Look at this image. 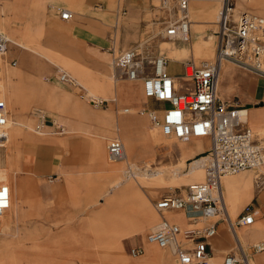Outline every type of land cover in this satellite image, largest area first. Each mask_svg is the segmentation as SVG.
<instances>
[{
  "label": "crops",
  "instance_id": "0c3cea01",
  "mask_svg": "<svg viewBox=\"0 0 264 264\" xmlns=\"http://www.w3.org/2000/svg\"><path fill=\"white\" fill-rule=\"evenodd\" d=\"M114 3L115 0H82L79 6L83 8L88 14L83 19V23H81L79 27L74 28V30L72 31L73 34L88 43L91 52L94 53L95 57L100 60H105V58L108 59V57L103 55L101 56L98 50L99 48L103 47L106 48V50H109L111 46H114L116 49H118V51H126L136 47L133 46L131 48H128L131 43L135 41V37L131 38L130 40L122 36L126 26H122L123 24L121 22V17L125 18L128 14L125 5L129 6L132 9L133 13V11L136 12L143 9V7L145 6V0H118L116 6ZM219 8V0H190L191 39L189 41H191L195 36H200V38H202V40L195 43L194 48L192 49L193 57H204V55L198 54L197 47L202 44L203 38L210 36V34L204 36L202 33V29L199 26L205 25L204 23H214L215 26L218 25L217 22L219 20ZM63 10H68L71 12V18L66 21L72 20L75 15V11L72 8H62L58 13L60 17ZM174 10H176V8ZM113 16H116L117 20L113 25L112 35H110V21ZM206 16L209 17V19H203V17ZM191 17H193V19ZM214 32L216 33L217 31ZM110 54L112 55L113 65V54L111 52ZM159 55L164 54L161 53ZM179 57H181V55H179L175 60L168 58V69L170 73L175 77H181V75L184 74V64L189 60H194L189 59L183 61V59L181 60ZM14 60H16L17 62V59L15 57L11 58L9 61L11 62ZM101 63L102 62H100V64ZM102 68L103 70L105 69L104 66H102ZM87 71L89 75L104 81H110L109 79L114 75V72L120 77H123L122 72L115 66L113 67L112 74L110 75L107 72L108 76L105 78L100 74L94 73L88 69ZM247 72H245L244 70H237L236 79L239 80L240 84L236 89L226 91L223 95V99L232 101L236 98H239L241 101L246 102L243 105H245L248 109H251L256 108L257 104L264 103V78L252 72ZM249 73L253 75H250ZM55 74L56 73L50 75V81L58 82L65 87L73 88L60 82L57 78L54 77ZM255 78L257 79V82H255ZM81 85L83 86V90H80V88L73 89H76V91L81 96H83L82 93H84L83 91H85L86 95H84L85 97L83 96L84 100L76 99L75 102L77 104L79 103V105L85 104L87 105V108L84 110L82 109L83 111L80 113V116L78 115V119L72 117L73 119L71 118V120H68L67 118L63 117L69 122L68 123L64 121L65 124H67V126L69 127L68 130L67 126H65V133H61L59 131V126L56 125L53 119L47 120V116L44 120H41L40 123V128L44 132L43 134L29 133L25 130H18L17 132H15L14 141L11 146V150L9 151V155H11L9 163L11 166L10 178L12 183L11 187L13 206L11 205V208L9 209L10 211L7 210V212L9 211V221L6 225L5 230L9 231V233L8 235L3 234V236H8L7 239L5 238V240H8V246H10L11 244V246L19 248L17 249L18 253L20 251V247L28 245H33L34 247L40 248V250H38L37 252V255L34 256L33 260H29L27 257H22L24 254H19L20 256L17 255L18 264H30L31 262L32 264H80L81 262L85 261V259L83 260V258H80L76 254H74L73 256H71L72 258H70L69 255H71V253H67V255L58 253V248L65 246V244L66 247L74 248V245L71 246L67 243V232L73 231L75 233H79L81 228L73 227V224L69 223V219L73 218L74 213L93 212V214H95L105 212L109 210L108 208L112 203H114L112 202V200H105V197L108 196V193H110L108 191L109 189H107L106 186L107 182L112 184L113 181H115L114 177L118 172L113 171L114 167L108 163L106 149L109 144H107V141L110 142L111 139L120 137V134H118L119 131L114 125L115 123L108 125L107 121H112V119L114 120V115L115 117L121 118L124 115L130 114L131 108L126 107L125 104L120 100H108L114 102L115 109L113 108L105 110L93 108L90 105V103L93 104L90 100V97L94 95H89L87 90L88 88H86L83 84ZM138 85L144 91L142 80ZM99 99L103 100V105L106 104L105 98L100 97ZM165 105V103L147 97L144 110L142 109L140 111V109H137L136 114L130 118V121L145 123L143 126L147 130V127L150 126L149 120L151 121V124L156 125L153 121L152 114L157 116L158 111H163ZM121 106V114L123 116H118L116 114V111L117 108ZM126 108H129L130 111L125 112L124 110ZM79 123L81 124V128L79 127ZM70 126H72L75 131L71 132ZM249 127L251 126L249 125ZM77 128L80 130H78ZM113 128H116V130L114 131ZM116 134L118 136L114 137V135ZM196 139L198 138H193L187 141H190L189 143H193L197 141ZM200 139L204 140L203 145L201 146L203 147V150L198 151L194 158H205L211 149L212 142L210 138H199L198 140ZM194 147L197 149V144L194 143ZM191 158L192 157L186 158L187 166L191 163L187 162ZM260 175L264 176V173ZM110 184L109 187L111 186ZM189 185H187L186 188H188ZM175 188L183 190L180 187ZM99 202L101 203L99 204ZM155 204L153 205V207L155 206ZM248 205H253L254 207L255 220L249 226L238 228L244 231L246 230L245 228L253 226L255 223H258L261 228H264V192L257 187L256 183L255 185L253 183L252 191L248 190L247 192H245V200L241 210L237 215V218H239L243 214L245 208ZM154 209L159 215L158 223H160V221L164 218L170 220V218L167 217L166 213H160L156 209V206L154 207ZM183 211L184 214L182 215H184L186 219V224L183 225L184 227H189L193 224L200 226L199 224L203 222L198 221V223H195L192 220L193 214H191L188 210ZM257 216H259V221L257 220ZM170 221L181 226V224L177 221ZM222 221L219 222L218 232L216 236L209 240L208 251L211 254V260L213 264H220L222 261L219 260L221 258H224L226 254L233 247H235L237 241L235 234L230 229L229 223L225 224ZM30 230L35 232V239H33V244L26 243L25 240L21 237L22 232ZM58 232H60V237ZM10 234L14 235L11 236ZM237 237L245 246L244 241L240 238L238 232ZM232 239L234 240V244L230 248H228V245L230 244V241ZM179 240L181 243L184 242L182 237H180ZM246 241L253 242V240L251 239H248ZM130 243V245L132 246L135 245L133 248H140L142 249V254H145L146 248L142 240H140L139 244L136 240L133 242L130 241ZM251 245L245 247H250ZM188 247L190 248V245ZM262 253H264V251L252 255V264L253 258L257 259L259 264H264V256L261 255ZM167 255L169 256L170 254H163V257L166 258Z\"/></svg>",
  "mask_w": 264,
  "mask_h": 264
},
{
  "label": "built area",
  "instance_id": "2783aa9c",
  "mask_svg": "<svg viewBox=\"0 0 264 264\" xmlns=\"http://www.w3.org/2000/svg\"><path fill=\"white\" fill-rule=\"evenodd\" d=\"M237 0H222L218 26L219 36L216 55L212 60L197 63L189 60L184 64V74L173 76L169 59L165 55L148 54L141 46L126 51L109 48L113 65L129 80L143 81L146 97L165 103L163 120L152 114L153 121L162 134L179 140L210 138L211 149L205 157L206 179L192 183L186 196L168 194L156 202V209L164 214L169 210H188L195 223L182 228L167 218L160 221L148 240L160 248H172L177 264H213L208 251L209 240L216 236L219 222L227 221L237 241L220 264H252V255L264 251V243L245 247L237 237L238 227L249 226L255 220L253 205H248L234 222L228 214L223 193L222 179L227 175L246 170H259L264 165V141L246 126L242 116L248 110L245 105L224 100L219 95V77L225 62L264 78V17L249 11L236 12ZM177 17L168 26L167 36L183 41L190 40V0H177ZM62 19L69 20L71 12L63 10ZM9 38L0 30V67L6 62ZM16 65V60L10 62ZM73 88L83 86L70 73L58 70L54 76ZM84 95L86 92L83 91ZM95 106L103 100L90 97ZM125 112L130 109L126 108ZM11 109L0 86V161L9 142ZM44 120L45 116L38 115ZM56 123V122H55ZM61 133L66 132L59 126ZM109 159L113 162L125 158L124 142L115 137L108 144ZM257 187L264 192V176L256 177ZM12 205V189L7 182L0 183V217ZM184 242L181 243L179 238ZM190 245V248L188 247ZM134 255L142 254L135 248Z\"/></svg>",
  "mask_w": 264,
  "mask_h": 264
},
{
  "label": "bare ground",
  "instance_id": "6f19581e",
  "mask_svg": "<svg viewBox=\"0 0 264 264\" xmlns=\"http://www.w3.org/2000/svg\"><path fill=\"white\" fill-rule=\"evenodd\" d=\"M29 1L31 0H0V3L3 6L2 11L7 13L5 11V8L12 9L14 12L16 10L17 16L19 15V17H21L22 13H24L23 8L24 7L27 8L26 5ZM219 1H220V8H219V15H220L222 0ZM173 9H175V7L174 8L171 7L170 11L173 12ZM235 10L237 13L241 11H253L264 15V0H237V6ZM9 14L11 15V12ZM174 20L175 19L172 18V20H170L168 23H170L171 25ZM17 23L18 21H16V24ZM28 30L29 31H25L23 33L28 35L30 29L28 28ZM167 30L168 27L164 29L163 32L164 36H167ZM20 34L21 32L17 28L10 25V30L8 35L10 42L8 45L9 48L7 50V60L0 67V79H9V78L11 79V77L14 76L15 78H19L21 81H24V77H26L25 71H27V73L32 75L31 80H27L25 78V80H27L26 82H29L28 87L30 88L31 91L30 94L28 93V96L23 98V96H21V90L24 87V85H22L21 87L15 86V88L11 90V88L8 85L0 84L1 87L3 86L4 94L7 99V102L9 103L12 113L10 120V130H9V134H10L9 139L11 143H9V146L6 147L5 150L3 151V153H5V159L3 160L4 157L2 153L0 163L3 162L4 164V161L9 162L11 158V155H9V151L11 150V146L14 141L15 132H17L18 130H25L29 133H37V134L44 133L40 128V125H37L35 127L34 120L29 119L25 116L23 109L28 108V106L31 103L38 102L37 104H40V106H45L48 107L49 109L57 110L59 115L67 118L68 120H71L72 117L78 119V115L80 116V113L87 108V105L85 104L84 105H79V103L77 104L75 102L76 99H74L70 95L65 93L59 94L58 91H56V89L54 90L43 83L42 73L40 72L47 70L50 65H54L59 67L60 69L66 70L67 72L77 76V78L79 77L81 80L85 81L92 95L98 98L100 97L105 98L106 100H120L125 104L126 107L131 108L130 114L124 115L121 118L115 117L114 115V120L112 119V121L111 120L107 121L108 125L115 123L114 125L117 127V130L119 131L120 137L123 139L125 143L124 148H125L126 156L123 159V161H125L124 164L128 165V168L124 170V173L125 174L130 173L129 177L127 178L119 177L118 179H115L116 181H114V183H112V185L110 186L108 190L109 192H117L118 195L126 194L125 192H132L131 190H133L134 185L133 182L129 180V178L131 176L136 177V174L133 172V169L136 170L135 167H137L139 162H146L149 169V167H151L150 161H153V157L155 156L156 153L155 147L157 146L165 147L169 150H175L181 156L180 162L177 165L175 164V167L169 170L170 172L169 174L171 175L170 177L171 185H169L170 188L174 189L175 187H180L183 189V186L185 185L187 186L194 182H202L206 179V172L204 168L205 167L204 157H198V158L195 157V159H193V161L188 165L189 167L188 171L184 170V168L187 166L186 158L187 157L194 158V156L198 153V151L203 150V147H201L204 142L203 139L197 140L193 143H178L172 141H165L164 138H169V137L162 134L161 131L160 132L162 135L159 134V132L157 131H152V133H149L143 126L145 123L142 122L137 123L130 121L131 120L130 118L136 114L137 109H140L141 111L142 109L144 110L146 106V101H147L146 94L143 91V89L138 85L141 79L129 80L127 78L120 77L114 72V75L110 77L113 80L112 82L106 80L105 81L99 80L89 75L86 68L82 66L76 67V65L71 60L62 56H58L52 53L51 51H48L41 47H38L36 43L34 44V41L33 42L27 41L28 39L25 37L26 35L25 36L23 35L25 39L24 38L22 39ZM210 39H212V37H210ZM183 42L187 43L188 41H183ZM78 44L80 43L78 42ZM163 44L165 48H167L169 53L167 55V58L172 60L177 59V57L179 55H182L183 52L188 51L186 48H179L174 46L173 43H171L170 41H164ZM14 56L20 59V61L17 62L16 65H12L8 60V58ZM33 57H36L37 62L39 64L37 63V65H35L37 69L35 70V72L32 73V69L26 67L25 62L27 59ZM8 65L11 66L18 65V66L17 68H14L10 72L7 71L9 68ZM237 70L238 69L231 66L229 62H225L223 64L219 77V95L221 98L224 97L223 95L226 91L234 90L239 86L240 84L239 80L236 79ZM256 78H255L256 80L255 82H257ZM242 120L246 125L250 124L256 129L263 130L261 128L264 126V106L248 109L245 112V114L242 116ZM194 143L197 144L198 146L197 149L194 147ZM148 169L146 170V173L144 175H148L152 177L153 180H158V181L165 180L163 176L164 170L152 171L149 173ZM10 176H11L10 171L8 173V169L4 164V167L0 168V180L1 179L9 180L8 184L11 187L12 183ZM181 177L185 178V180L183 181L184 183L178 182L179 181L178 179ZM222 186H224L225 188V190L223 188V193L228 206V212L230 214L231 219L234 220V217L238 215L244 203L245 192H247L248 190L251 191L253 190V175L250 172H245V171L237 175H227L222 179ZM148 191L149 190L147 189L146 194H148ZM153 194L157 195V191H153ZM154 207H152V205L149 203V200H147L145 197H141L138 199H135L134 197H129L124 199L120 207L118 209L116 208V211L113 212L111 218L112 224H108L109 219L105 218L109 213L108 210L105 212L93 214L92 224L96 226L93 229L94 235L98 239L106 238L103 240L106 241L107 246H109V248L111 249H114V253L108 254L104 258V260L101 261V263L103 264H169V263L173 264L175 262V253L172 248H170L172 250H170L169 248L163 249L158 247L156 244L150 243L148 240V236H149L148 232L150 230H155V228L159 224L158 223L159 221L157 222V220H159V215L157 211L154 209ZM182 214H184L183 210L182 211L169 210L166 212V215L168 218H170V220L179 222L181 226L184 228L183 225L186 224L185 223L186 219ZM226 219L228 222L229 220L228 215L226 216ZM237 232L238 235H240V238L244 242L248 239H251L253 240L254 243H260V242L264 243V228H261L259 224H254L250 229H246L244 231L237 228ZM1 234H7V231L3 230L1 231ZM67 234H68L67 235L68 245L71 246L74 245V247H77L76 255H78L80 258H84L85 254L83 253L84 252L83 246L85 244L83 237H81L78 232L72 235L68 231ZM10 235L13 236L14 234L13 235L10 234ZM128 239L132 242L136 240L138 244H139L138 240H142L146 248L145 254L141 256L134 255L133 250L135 248L129 249L127 247L126 242ZM69 251H70L69 247H66V244L63 247L58 248V253H61L63 255L65 254L67 255ZM163 254H170V255L169 256L167 255V257L164 258ZM261 255L264 256V253H262ZM253 264H259L258 260L253 258Z\"/></svg>",
  "mask_w": 264,
  "mask_h": 264
},
{
  "label": "rangeland",
  "instance_id": "374dc122",
  "mask_svg": "<svg viewBox=\"0 0 264 264\" xmlns=\"http://www.w3.org/2000/svg\"><path fill=\"white\" fill-rule=\"evenodd\" d=\"M81 2H82V0H31L27 3V5H26L27 8H25V7L23 8L24 13H22L21 17H19V15L17 16L16 10L14 12L12 9H9V8H5V11L7 12V13H5L4 11H2L3 6L0 3V30L3 31L4 33H6V35L8 36L9 30H10V25H12L13 27L17 28L21 32L20 35H21L22 39L23 38L25 39V37H26L28 39L27 41H29V42L34 41V44L36 43V45L38 47H41L43 49L51 51L52 53H54L58 56H62V57H65V58L71 60L76 65V67L82 66V67H84V68H86V69H88L94 73L100 74L101 76H103L105 78V77H107V72L110 75L112 74L113 67H114L112 65V55L110 54L109 50L108 49L106 50V48H103V47L99 48L98 50H99L100 54L108 57V59L107 60L105 59V61L99 60L95 57L94 53L91 52V50L88 46V43L85 40L77 37L76 35L74 36V34L72 33L74 28L79 27V25L81 23H83V19L88 14L85 12V10L83 8H81L79 6V4ZM117 2H118V0H115V3H114L115 6L117 5ZM176 4H177V0H145V6L143 7V9L138 10L136 12L133 11V13H132V9L129 6L125 5V7L127 8L128 14L125 18L121 17V22L123 24L122 26H126L125 31H123L122 36H124L130 40H131V38L135 37V41L133 43H131V45L128 48H131L133 46H141L143 48V50L145 52H147L148 54L154 55V54H161L162 53V54L167 56L169 53H168L167 48H165L163 42L164 41H170L171 43H173L174 46L179 47V48H186L188 50L187 52L186 51L183 52L181 57H179L181 60L183 59V61H186L189 59H194L197 63H201L203 61L212 60L216 55V50H217V46H218V42H219V36H218V34H216L214 32V31L219 30L218 25L215 26L214 23H211V24L204 23L205 25L199 26L202 29V33L204 36L210 34V36L203 38L202 44L199 45V47H197L198 54L204 55V57H202V56L201 57H193V52H192V49L194 48L195 43L202 40V38H200V36L199 37H197V36L193 37V39L191 41H188L187 43L183 42V40H180V39H175V38H170L168 36H164V34H163L164 29H166V27H168L170 25V23H168V22L170 20H172V18L175 19L177 17L176 10L173 9V12L170 11L171 7L176 8ZM62 8H72L76 12L72 20L66 21L60 17V15L58 14L59 13L58 11H60V9H62ZM10 12H11V15L9 14ZM249 12L252 14L261 15L264 17V15H262L260 13H256L253 11H249ZM93 14H96V13H93ZM191 15H192V10H191ZM191 18L193 19V17H191ZM203 19L207 20V19H209V17L206 16V17H203ZM116 20H117L116 16H113L111 21H110V24H111L110 25L111 26L110 27V35H112L113 25L115 24ZM16 21H18L17 24H16ZM28 28L30 29V32L28 35H26L23 32L29 31ZM55 33H56V35H55ZM23 35L24 36L26 35V36L24 37ZM210 37H212V39H210ZM178 40H179V42H178ZM78 42L80 44H78ZM213 42H214V45L212 44ZM208 53H209V55H208ZM14 57L16 58V56H14ZM11 58H13V57L8 58V60H10ZM16 59H17V62L20 61V59L18 57ZM77 60H79V61H77ZM100 62H102V63L100 64ZM37 63L38 62H37L36 57L29 58L26 60L25 66L32 69V73H33L37 69V67H35V65H37ZM229 63L231 66L237 68L238 70H242V71L244 70V69L238 67L237 65H235L233 62H229ZM17 66L8 65L9 68L7 71L11 72L14 68H17ZM102 66H104V68H105L104 70H103ZM58 70H64V69H60L57 66L50 65L47 70L41 71L40 73H42L43 83L46 86L51 87L54 90L56 89V91H58L59 94L65 93V94L72 96L74 99H78V100L83 99L84 100L83 96H81L75 89L65 87L58 82H53V81L49 80L50 75L53 73H57ZM244 71L247 72L246 70H244ZM249 74L253 75L251 73H249ZM25 75H26V77H24V81H21L19 78H15L13 76V77H11V79L10 78L9 79H0V84L8 85L11 88V90H13V88H15V86L21 87L22 85H24V87L21 90V96H23V98H25L26 96H28V93L30 94V91H31L30 88L28 87L29 82H26V81L31 80V78H32V75L27 73V71H25ZM73 76L77 79V81H79L86 88H88V85L85 81L81 80L79 77L77 78V76H75V75H73ZM25 78L27 80H25ZM107 79H109V78H107ZM109 80L112 82L111 78ZM2 88H3V86H2ZM87 90H88V94L91 95L89 88ZM31 94H32V92H31ZM105 102H106L105 105H100V106H95L94 104H91L90 102L89 103H90L91 107H93V108H99V109H105V110L113 109V108L115 109L114 102L108 101V100H106ZM232 102L242 104V105L246 103V102L240 101L239 98L232 100ZM37 103H31L28 106V108L23 109L25 116L27 118L33 119L35 121V125H34L35 127L37 125H40L41 120H42L39 118L38 115L47 116V118H46L47 120L53 119L56 122L57 126H62V125L64 127L67 126V124H65V122H63V121H66V122H68V121L65 120V118H63L62 116H59V114H58V112H56V110L54 111L52 109H49L48 107L40 106V104H37ZM262 105H264V103L257 104L256 107L262 106ZM121 110H122V106L117 108L118 112L116 111V114L118 113L117 114L118 116L119 115L123 116L121 114ZM163 116H164V112L162 110L158 111L157 119L159 121L163 120ZM149 122H150L149 123L150 126L147 127V132L152 133V131H157V132H159V134H161L160 128L156 125L151 124L150 120H149ZM249 125L250 124H247L246 126H249ZM73 126H74V124H73ZM250 126L253 128V130L258 135V137L264 141V126L261 128L263 130L256 129L252 125H250ZM79 127L81 128L80 123H79ZM67 129L69 130L68 126H67ZM78 130H80V129H78ZM113 130L115 131L116 128H113ZM70 131L71 132L75 131V129L70 126ZM115 136H118V135L116 134V135H114V137ZM164 139H165V141H172V142H178V143H189L190 142V141H182V140H179V139L174 138V137L173 138L169 137V138H164ZM198 139H196V140H198ZM9 143H11L10 139H9L8 144H7V147L9 146ZM108 143H109V141H107V144ZM155 148H156L155 149L156 153H155V156L153 157V161H150L151 167H149V169H148L146 162H139L137 167H135L136 170L133 169V172L136 174V177L131 176L129 178V180L132 181L133 185H134L133 190H131L132 192H125L126 194H123V195H120V194L118 195L117 192H110V193H108V196L105 197V200H107V201L113 200V202H114L113 203L114 206H113V204H111V206L109 207V210H108L109 213L107 214V217H105V218L109 219L108 224H112L111 218H112L113 212L116 211V208L118 209L120 207L123 200L126 198L134 197L135 199H138L141 197H145L147 200H149V203L153 207V205L157 202V200H159L161 197H164L168 194H178V195L186 196V190H185L186 185L183 186V190H181L179 188L172 189L169 187V185H171V180H170L171 175L169 174L170 173L169 170L172 169L173 167H175V164L177 165L180 162V160H181L180 154L178 152H176L175 150H169V149H167L165 147H161V146H157ZM106 153H107L108 163L114 167L113 171H118L117 175L114 178L118 179L119 177H124V178L129 177L130 173H127V174L124 173V170H126L128 168V165L124 164L125 161L121 160V161L112 162L111 160H109L108 147L106 149ZM3 157H4L3 158V160H4L5 159V153H4ZM171 158H173V159H171ZM193 159H195V158H191L187 162L190 163L193 161ZM4 164L6 165V167L8 169V173L10 171V174H11L10 163L8 161H4ZM4 164H3V162L0 163V168H3ZM147 169H148L149 173L152 171L164 170L163 176H164L165 180H163V181L153 180L152 177H150L148 175H144L146 173ZM188 169H189L188 166H186L184 168L185 171H188ZM263 171H264V165L259 170H250V171H245V172H250L253 175V183L255 185L256 177L260 174H263L264 173ZM237 174H239V173H237ZM237 174H233V175H237ZM178 180H179L178 182L184 183L183 181L185 180V178L181 177ZM2 182L8 183L9 180L1 179L0 183H2ZM113 183H114V181H113ZM109 184L110 183L107 182V186H106L107 189L110 188ZM155 184H157V185H155ZM110 185H112V184H110ZM147 189L149 190L148 194H146ZM254 190H256V189H254ZM153 191H157V195H154ZM100 203L101 202H99V204ZM9 211L5 212L4 216L0 217V264H18V262H17L18 252L16 249H19V248L11 246V244H10V246H8V243H7L8 240H5V238L7 239L8 236L5 237V236H3V234H1V231L5 230L6 225L8 224ZM69 216H70V214H69ZM92 216H93V212H81V213H74L73 218L69 219V221H70L69 223L73 224V227H81L79 234L84 239L85 245L83 246L84 247L83 253L85 255H84L83 260L85 259V261L81 262L80 264H103V263H101V261L104 260V258L108 254L114 253V249L109 248V246H107L106 241L103 240L106 238L98 239L94 235L93 229L96 226H94L92 224V220H93ZM236 220H237V216L234 217L233 221L235 222ZM257 220L259 221V216H257ZM158 221L159 220H157V222ZM222 222H224L225 224H228V222H226L225 220ZM203 223L204 222H201L199 225L204 226L205 224H203ZM255 224H258V223H255ZM250 227H252V226H250ZM250 227H247V228H250ZM184 228H186V226ZM247 228H245V229H247ZM152 231L153 230H150L148 232V234H150ZM8 233H9V231H7V234ZM58 233H59V237H60V232H58ZM70 233L72 235L75 234V232H73V231H70ZM21 237H22V239L25 240L26 243L33 244V241H34L33 239H35V232L32 230L22 232ZM138 241L140 242V240H138ZM253 243L254 242H247V241L244 242L245 246H248L251 244L253 245ZM126 244H127V247L129 249H131L135 246V245H133V246L130 245L131 243H130L129 239L127 240ZM233 244H234V240L232 239L230 241V244L228 245V248H230ZM38 250H40V248L34 247L33 245L32 246L28 245V246L20 247L19 254H24L22 257H27L29 260H32L34 258V256L37 255ZM69 250H70L69 253H71V255H69V256H70V258H72L71 256H73L74 254L77 253V247L69 248ZM170 250H172V249H170ZM27 255H29V256H27ZM141 255H143V254H140L138 256H141ZM222 259L223 258H221L219 261H222ZM12 260H14V261H12ZM30 264H32V262ZM74 264H77V263H74ZM174 264H177L176 256H175Z\"/></svg>",
  "mask_w": 264,
  "mask_h": 264
}]
</instances>
